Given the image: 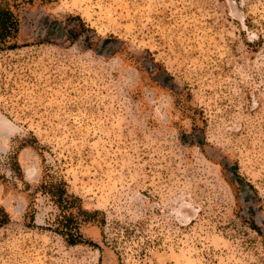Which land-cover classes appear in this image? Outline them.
<instances>
[{
    "label": "rangeland",
    "instance_id": "1",
    "mask_svg": "<svg viewBox=\"0 0 264 264\" xmlns=\"http://www.w3.org/2000/svg\"><path fill=\"white\" fill-rule=\"evenodd\" d=\"M0 8V264H264V0Z\"/></svg>",
    "mask_w": 264,
    "mask_h": 264
},
{
    "label": "trees",
    "instance_id": "2",
    "mask_svg": "<svg viewBox=\"0 0 264 264\" xmlns=\"http://www.w3.org/2000/svg\"><path fill=\"white\" fill-rule=\"evenodd\" d=\"M17 30V21L14 19L12 12L8 8H0V46H11L6 45L8 37ZM12 48V47H9ZM60 185L58 186V194L56 197L57 206L69 207L73 206L72 194L67 192L65 182L60 180ZM77 221L75 220L72 211L63 210L59 218H57L56 229L61 231L62 234H66L65 237L69 242H74L76 237H80L79 228L77 227Z\"/></svg>",
    "mask_w": 264,
    "mask_h": 264
}]
</instances>
